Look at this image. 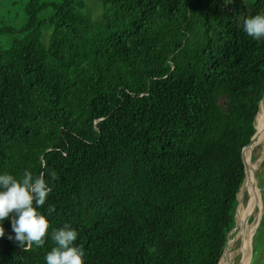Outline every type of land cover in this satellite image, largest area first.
Instances as JSON below:
<instances>
[{"label":"trees","instance_id":"16d2710c","mask_svg":"<svg viewBox=\"0 0 264 264\" xmlns=\"http://www.w3.org/2000/svg\"><path fill=\"white\" fill-rule=\"evenodd\" d=\"M98 2L94 20L86 0H0V172L52 187L44 246L9 239L13 213L0 264H46L65 225L85 264H219L264 99L243 19L264 0Z\"/></svg>","mask_w":264,"mask_h":264},{"label":"clouds","instance_id":"9594fccd","mask_svg":"<svg viewBox=\"0 0 264 264\" xmlns=\"http://www.w3.org/2000/svg\"><path fill=\"white\" fill-rule=\"evenodd\" d=\"M243 31L256 41L264 40V12L246 16L243 19ZM55 178V173H52ZM52 187L44 174L34 176L25 170L20 179L8 172H0V238L5 236L4 222L11 214V226L14 239L27 251L33 245L43 247L49 231V219L40 211L46 204ZM49 216L55 211L48 208ZM79 233L70 225L54 229L51 239L55 247L46 255V264H85V250L76 246Z\"/></svg>","mask_w":264,"mask_h":264},{"label":"rangeland","instance_id":"374dc122","mask_svg":"<svg viewBox=\"0 0 264 264\" xmlns=\"http://www.w3.org/2000/svg\"><path fill=\"white\" fill-rule=\"evenodd\" d=\"M87 4H88V12L91 16L92 19L97 20L100 17V13L102 12V5L98 2V0H86ZM258 119V117H257ZM257 119H256V125H257ZM256 141V140H255ZM255 143V142H254ZM264 141L259 144L258 146L254 147V144L249 148H246L244 151V159L247 162H255L256 164H258V168L256 171V178H255V186H256V190L259 192L260 194V198H261V205L262 207L260 209H257L254 213H250L249 215V220L246 223V231H245V236H241V232H242V220H240L239 217V212H241V214H243L246 209L249 206V195L247 200L244 199L245 196H243V190L242 193L240 195V200L241 203L239 205L238 208V214H237V227L236 229H234L233 233L236 232V236L233 238L234 242L232 243V246L229 249V256L225 257V263L226 260H228L229 262V257L230 259H232L231 261L233 262V264H239L240 261L237 260V256L240 255V248H241V244H243V240L244 238H251L250 236L254 235L255 232L257 231L259 224H260V220H261V216L264 212ZM248 149V150H247ZM255 156L256 159L255 161L252 160V157ZM261 160V161H260ZM259 185V186H258ZM248 193V192H247ZM249 194V193H248ZM243 206V207H242ZM260 213V214H259ZM253 227V228H252ZM241 229V230H240ZM251 230V231H250ZM241 231V232H240ZM239 237V238H238ZM243 238V239H242ZM238 240L239 241V248L236 250V246L238 245L235 244ZM254 247H255V251L252 253V250L250 249V264L252 262V254H254V263L253 264H264V224L263 226L260 228L259 233L257 234L256 238H255V243H254ZM234 258V259H233ZM249 262L247 264H249Z\"/></svg>","mask_w":264,"mask_h":264},{"label":"bare ground","instance_id":"6f19581e","mask_svg":"<svg viewBox=\"0 0 264 264\" xmlns=\"http://www.w3.org/2000/svg\"><path fill=\"white\" fill-rule=\"evenodd\" d=\"M257 131H258V136H257L255 143H253L254 147L258 146L259 144H261L264 141V99L262 100L261 108H260L259 115H258V130ZM253 144L249 145L247 148H249V147L252 148ZM246 163H247V178H246L247 181H246L245 189L249 193V206L243 214H241V212L239 213L240 220H242L241 221L242 222L241 228L243 229L242 232L240 231L242 234L241 236H245V231H246L245 225H246L247 221L249 220L250 213H252V212L254 213L257 209H260L262 207L261 198L257 194V190H256L257 188L255 186V178H256V171L258 168V164H256L255 162L252 163V162H247V161H246ZM252 236H250V237H252ZM233 242H234V240H233ZM241 245L242 246L240 248L241 249L240 255L242 257H241L239 264H247L250 260V256H249L251 253L250 249L252 250L251 238H247V239L244 238L243 244H241ZM231 246H232V244H231ZM249 247H250V249H249ZM228 256H229V251H228V254L226 257H228ZM231 260L232 259H230V257H229V262H228V260H226V263H225V259H224L221 264H233V262ZM249 264H250V262H249Z\"/></svg>","mask_w":264,"mask_h":264},{"label":"water","instance_id":"95a60500","mask_svg":"<svg viewBox=\"0 0 264 264\" xmlns=\"http://www.w3.org/2000/svg\"><path fill=\"white\" fill-rule=\"evenodd\" d=\"M263 96H264V94H263ZM262 99H263V97H262ZM261 104H262V100H261V103H260V108H261ZM258 115H259V113H258ZM258 115H257V117H258ZM256 119H257V118H256ZM257 136H258V131H257V127H256V133H255L254 136L252 137L251 142H250L245 148H247L249 145L253 144V143L255 142V140L257 139ZM245 148L243 149V160H244V163H245V169H246V174H247V163H246V160L244 159V150H245ZM245 181H246V178H245ZM244 185H245V184H244ZM244 185H243V188H242V190H243V196H245L246 193H247V191H246ZM248 195H249V194H248ZM241 200H242V199H241ZM241 200H240V202H239V204H238L237 211H238L239 205H240V203H241ZM236 227H237V225L235 226L234 229H236ZM231 234H232V232H230V235H231ZM252 241H253V236L251 237V242H252ZM232 242H233V239H230L229 242H228V244H227V246H226L225 252H224V254L222 255V258L224 257V255L226 254V252L229 251ZM222 258H221V260H222ZM221 260H220V262H221ZM220 262H219V264H220Z\"/></svg>","mask_w":264,"mask_h":264}]
</instances>
